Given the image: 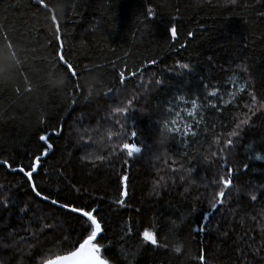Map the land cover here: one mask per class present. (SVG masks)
<instances>
[{"label": "trees", "instance_id": "16d2710c", "mask_svg": "<svg viewBox=\"0 0 264 264\" xmlns=\"http://www.w3.org/2000/svg\"><path fill=\"white\" fill-rule=\"evenodd\" d=\"M46 2L50 7L65 5L62 16L60 12L55 13L65 52L80 70V84L85 94L88 85L94 83L99 96L95 91L89 101L81 96L78 104L68 108L65 94L59 89L36 88L37 83L46 84L49 79L46 58L51 52L49 42L54 39L52 14L39 8L36 0H0V31L7 30L27 53L26 61L21 57L24 67L18 75L16 61L6 47L0 46V159L27 158L35 150L38 136L49 133L54 147L43 159L37 183L45 192L55 195L59 191L61 199L98 205L106 228L107 240L103 242L111 243L120 264H127L121 249L136 253L129 257L133 264H190V257L198 255L201 248L205 250L208 264H264V196H259L264 191V160L255 159L257 153L264 155V152L248 151L244 147L264 140V115L254 118L233 149L230 156L235 170L233 187L223 206L215 210L209 209L204 188L213 178L214 169L199 159L181 160L179 155H174L175 144L162 149L149 137L145 144L151 143L152 150L123 165L116 159L104 163L82 161L80 157L88 152L108 156L109 149L97 144L84 148L78 142L79 134L85 129L102 131V125L107 127L104 121L108 109L136 92L139 77L123 91L114 88L111 97L104 95L103 85H118L119 72L125 64L129 68L139 67L146 58H154L158 63L155 67L149 66L145 79L156 72L163 76L164 83L153 86L146 94L143 90L139 93L133 120L144 129L154 121L153 111L159 103L178 89L201 86L204 77L206 82L221 87H228L225 81L235 77L261 91L264 0H237L236 5H226L224 0ZM149 7L156 13L152 19L147 18ZM173 24L178 28L179 43L186 42L182 49L174 47L175 42L167 32ZM189 31L194 33L191 38L187 36ZM177 60L189 63L191 73L168 72L166 69ZM239 65L246 71H241ZM26 79L33 85L30 93L25 92ZM42 120L46 122L41 123ZM57 124L63 125L60 136L52 132V126ZM89 134L99 138L98 133ZM164 151L178 163L172 165L171 159L166 160L161 155ZM157 155L161 156L159 160ZM179 163H184L185 168L191 167L192 172L171 175ZM122 168L128 174V195L121 206L115 201L120 199ZM161 176L166 178L161 181ZM73 185L81 191H74ZM252 194L258 195L257 201L251 200ZM5 197L11 204L6 210L0 205V264H30L31 253L39 249L30 250L27 244L35 241L29 239L21 244L10 233L24 236L26 231H37L44 218L54 227L52 232L40 237L42 244L53 241L54 235L63 233L75 237L79 231L74 218L62 214L59 208L37 203L20 175L0 168V202ZM26 204L31 210L24 215L19 208ZM206 211L209 219L202 218ZM198 224L205 230L193 233ZM153 225L159 230L160 239L168 244L167 249L150 244L138 247L139 238L135 235L121 240L129 226L135 232L145 227L151 230ZM177 244L182 247L181 253L173 251Z\"/></svg>", "mask_w": 264, "mask_h": 264}, {"label": "snow or ice", "instance_id": "6c2138e0", "mask_svg": "<svg viewBox=\"0 0 264 264\" xmlns=\"http://www.w3.org/2000/svg\"><path fill=\"white\" fill-rule=\"evenodd\" d=\"M226 5H236L237 0H224ZM39 8L51 13V22L55 25L54 39L49 42L48 47L51 48L49 56L46 58L49 79L46 84L37 83L36 88L50 87L52 91L59 89L65 94L66 107L72 108L80 102V97L83 96L84 101H89L93 98L95 91L96 96H99V91L96 90L95 84L88 85L87 94L80 84V70L77 65L65 52V43L62 40L61 28L58 17L55 13L60 12L63 15L65 5L61 4L58 7H50L46 0H36ZM178 11V10H177ZM156 13L153 8L147 9V18L152 19ZM264 15V13H261ZM174 47L184 48L185 43H179L178 28L175 24L167 29ZM189 38L194 36V33H187ZM0 46L8 49L9 54L14 58L18 67L17 74H22L24 67L23 60H27V53L16 40L8 33L7 30L0 31ZM127 55V54H126ZM158 61L154 58H146L145 62L139 67L132 66L129 68L125 64L124 69L119 72V84L109 86L103 85L104 95L111 97L114 88L121 91L126 89L133 80L139 77L136 85V92L130 96L120 100L119 103L111 106L108 109L104 124L107 127L100 129H85L79 134L78 142L81 147L87 148L90 144H97L101 148H108L109 155L104 156L99 152H88L81 156L82 161L92 160L107 162L110 159L120 160L123 165H127L130 159L137 156H142L146 151H151L153 145L145 144L149 137L155 139V143L159 144L162 149L169 148L171 144L177 146L174 155H179L181 160L186 158L199 159L202 164L209 166V169H214L213 178L205 185L209 209L215 210L218 206H223L225 198L230 194L233 187L234 169L231 167L230 156L233 149L241 142L242 135L246 129L253 123L254 118L258 115H264V86L261 91L257 92L250 82L230 77L225 83L228 87H221L219 84H212L207 81V78H201L200 85L195 89H178L176 93L168 97L165 101L159 103L153 111L154 121L147 129L137 126L133 120V112L138 103L141 90L146 94L153 86H161L164 83L163 76L152 72L145 79V73L149 71V66L155 67ZM241 71H246L243 65L238 66ZM168 72H175L178 75L181 73L190 74L192 69L189 63L177 60L174 65L166 69ZM28 87L25 92L30 93L33 85L30 80L26 79ZM19 89L17 92L19 93ZM73 110H75L73 108ZM151 119V118H150ZM42 120L41 123H45ZM63 125L57 124L52 126V132L57 136L62 134ZM90 132L98 133V139H94ZM54 145L51 143L50 134L44 132L38 136L35 143V150L29 153L27 158H20L19 161L12 159H0V168H4L9 174L20 175L24 184L30 188L33 199L37 203H45L53 207L63 210L62 214L69 215L74 218L79 227L78 233L73 237L71 234L53 236V241H48L42 244L40 237L48 232H52L53 225L47 222V218L43 219L41 227L37 231L25 232L24 236L19 233H10L16 235L18 242L23 244L27 240L32 239L35 243H28V249H39L31 253L32 259L30 264H120L116 255L112 252L111 243H104L107 237L104 235L106 228L100 216L99 206H93L87 202L77 203L76 201L61 199L59 191L54 195L52 192H45L41 184L37 183L36 176L39 175L43 159L53 150ZM244 147L248 151L260 149L264 152V140L259 144H246ZM166 160L171 159L172 165L178 162L168 155L167 151L161 153ZM123 157V159H121ZM160 155L156 156L159 160ZM255 159L264 160V155L256 154ZM171 168V165H167ZM247 164L244 165L246 169ZM124 175L119 177L120 199L115 203L123 205L125 197H127V181L128 174L125 169H121ZM159 171V170H158ZM177 172H192V168H185L184 163H179V166L173 168L171 175ZM166 177L161 176L163 181ZM184 177L181 175V180ZM74 191L79 193L81 189L73 185ZM187 191V189H185ZM159 194V193H157ZM259 196H264V191L259 193ZM38 198V199H37ZM257 194L251 195L253 202L258 200ZM11 204V201L5 197L0 202V205L6 210ZM31 210L29 204L19 208V212L27 215ZM203 219H209L207 211L203 214ZM173 227H176V222H172ZM31 227V220H29ZM204 227L199 224L192 229L193 233L204 231ZM133 235L139 238V246L152 245L157 248H168V244L160 239L159 230L155 225L152 229L145 227L143 231L137 229L135 232L129 226L125 235L121 240H127ZM63 236V239L60 237ZM50 245V246H47ZM87 250V255L85 251ZM175 253H181L182 247L177 244L174 246ZM111 253V254H110ZM135 252H129L121 249V255L127 260V264H133L132 259ZM208 264L205 250L199 249L198 255L190 257V264Z\"/></svg>", "mask_w": 264, "mask_h": 264}, {"label": "water", "instance_id": "95a60500", "mask_svg": "<svg viewBox=\"0 0 264 264\" xmlns=\"http://www.w3.org/2000/svg\"><path fill=\"white\" fill-rule=\"evenodd\" d=\"M85 255H87V250L85 251Z\"/></svg>", "mask_w": 264, "mask_h": 264}]
</instances>
